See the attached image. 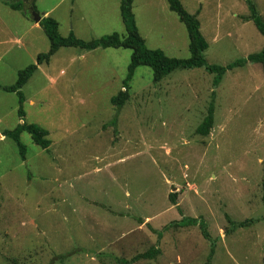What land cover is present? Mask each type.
Segmentation results:
<instances>
[{"label": "rangeland", "instance_id": "rangeland-1", "mask_svg": "<svg viewBox=\"0 0 264 264\" xmlns=\"http://www.w3.org/2000/svg\"><path fill=\"white\" fill-rule=\"evenodd\" d=\"M253 1L264 18V0ZM181 2L198 12L209 64L264 47L246 0ZM120 3L35 0L62 36L84 40L127 35ZM133 11L149 48L190 56L187 29L167 0H134ZM33 22L0 0V40H8L0 44V84H14L36 51L49 50L42 27L25 36L34 47L9 41ZM131 54L63 46L42 63L22 88L25 120L47 129L51 144L42 149L23 132L25 159L3 135L22 121L18 96L0 90V264H205L212 249L211 264H264L262 64L227 71L216 88L204 67L154 82L153 69L141 65L117 112L110 99L124 89ZM213 90L215 123L204 137L196 128ZM187 217L203 220L210 239ZM228 217L244 225L231 229ZM152 249L153 257L134 259Z\"/></svg>", "mask_w": 264, "mask_h": 264}, {"label": "trees", "instance_id": "trees-1", "mask_svg": "<svg viewBox=\"0 0 264 264\" xmlns=\"http://www.w3.org/2000/svg\"><path fill=\"white\" fill-rule=\"evenodd\" d=\"M170 10L175 12L180 21L184 23L188 38H189V51L190 56L188 58H177L168 56L161 49L149 48L146 44L145 38L141 35L139 27L137 25L136 16L133 11L134 0H121L120 13L122 16L127 35L123 36L118 32L103 35L99 38L92 40H84L78 38L73 32L68 36H62L59 33V22L52 16H44L39 22L44 32L50 40V48L47 52H42L37 55L36 62L27 65L25 68L19 70L17 80L12 85L0 84V90L6 92H15L18 96L19 108L18 116L21 123L15 128L5 130L3 135L11 138L19 151V154L23 159L26 158L27 148L21 140L23 132H28L33 141L39 145L42 149H48L51 144V140L48 138V130L39 126L36 123L27 122L25 120V95L22 91L24 85L33 76L38 66L44 62L48 63L51 57L63 46H74L84 50H95L97 48H127L131 49V61L128 65L127 75L123 82V90L120 89L117 94L113 95L110 102L116 107L117 112L125 105L130 98L129 82L135 75L136 68L145 65L153 69L154 82H160L163 78L168 76L176 69H191L197 67H204L209 73L214 74L213 86L218 87L224 75L227 71L233 70L237 67H244L247 63H259L262 64V72L264 75V47L258 51L249 54L245 58L237 59L227 65L209 64L206 59V50L208 48V42L201 31V22L198 18V12L190 13L183 5L181 0H167ZM8 5L15 9L26 12L27 4L33 6L36 10L35 0H6ZM248 5L249 14L246 16L247 20H252L257 29L264 35V18L257 9V6L253 0H246ZM30 14L32 10H29ZM215 96L216 92L213 90L212 99L208 106L207 112L204 115L202 121L196 128V133L207 137L215 123ZM116 122V121H115ZM114 122V123H115ZM264 191V180H263ZM176 192L170 193V200L175 203ZM264 199V194H263ZM186 221L185 217L180 220H175L170 225L181 226L182 222ZM188 223L198 224L204 237L210 239V235L207 231V226L201 219L187 217ZM231 229L239 226H243L244 222H237L228 217ZM168 225V226H170ZM166 226L164 229H166ZM162 234V231H159ZM157 249H152V252H146L135 256V260L141 257H153L157 253ZM214 255V249L211 250L209 258L205 264H211Z\"/></svg>", "mask_w": 264, "mask_h": 264}, {"label": "crops", "instance_id": "crops-1", "mask_svg": "<svg viewBox=\"0 0 264 264\" xmlns=\"http://www.w3.org/2000/svg\"><path fill=\"white\" fill-rule=\"evenodd\" d=\"M5 2H6V0H5ZM7 3V2H6ZM8 4V3H7ZM15 10V9H14ZM29 10H31V6L30 5H28L27 4V9H26V12H23V11H21L22 12V14H23V16L27 19V20H29V16L34 20V17H33V14L31 13L30 14V12H29ZM20 11V10H19ZM41 15V14H40ZM42 16V15H41ZM42 18H43V16H42ZM41 18V19H42ZM41 21V20H40ZM39 21V22H40ZM39 22H37V21H35L34 20V22L31 24V26L29 27V29H27L26 31H25V33H22V34H13V33H11V36L13 37V38H11L9 41H12L13 39H14V43H16L17 44V46H18V48L19 49H21V48H23V49H27V48H31V47H34V45H35V39L34 38H26L25 39V36H28L27 34L30 32V31H33V30H35L36 28H41L42 26L40 25V23ZM7 39H1L0 40V44H6L7 43ZM12 50H13V47L11 48V50H9V48L5 51V54L7 55V54H9V53H11L12 52ZM10 51V52H9ZM39 53H41V52H38V51H36L35 52V57H36V59H37V55L39 54ZM1 57V56H0ZM36 62V61H35ZM41 66V64L38 66V69L37 70H39V67ZM36 70V71H37ZM26 99V98H25Z\"/></svg>", "mask_w": 264, "mask_h": 264}, {"label": "water", "instance_id": "water-1", "mask_svg": "<svg viewBox=\"0 0 264 264\" xmlns=\"http://www.w3.org/2000/svg\"><path fill=\"white\" fill-rule=\"evenodd\" d=\"M24 1H26V0H24ZM31 10H32L34 20L39 22L41 20L42 16L33 8V6H31Z\"/></svg>", "mask_w": 264, "mask_h": 264}]
</instances>
